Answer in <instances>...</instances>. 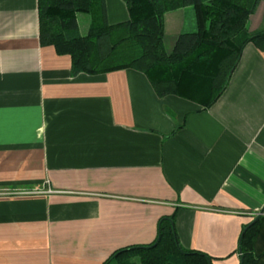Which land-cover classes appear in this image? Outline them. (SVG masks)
Here are the masks:
<instances>
[{
    "label": "crops",
    "instance_id": "1",
    "mask_svg": "<svg viewBox=\"0 0 264 264\" xmlns=\"http://www.w3.org/2000/svg\"><path fill=\"white\" fill-rule=\"evenodd\" d=\"M194 25L191 7L166 12L164 49ZM246 27H264V0ZM172 214L181 247L239 264L242 227L264 217V51L247 43L203 107L133 69L72 73L39 42L37 0H0V264H102ZM260 234L264 264V218Z\"/></svg>",
    "mask_w": 264,
    "mask_h": 264
},
{
    "label": "trees",
    "instance_id": "2",
    "mask_svg": "<svg viewBox=\"0 0 264 264\" xmlns=\"http://www.w3.org/2000/svg\"><path fill=\"white\" fill-rule=\"evenodd\" d=\"M261 0H122L127 19L108 23L104 0H37L38 38L71 58L72 73L115 69L143 73L158 96L168 94L209 106L223 91L247 43L264 51V27L248 31L246 22ZM191 7L194 30L180 32L172 49L163 46V15ZM77 13L89 16L80 34ZM242 227L239 264H258L256 240L261 215ZM241 230V231H242ZM102 264H212L201 251L180 246L174 215L159 218L157 235L146 245L115 250Z\"/></svg>",
    "mask_w": 264,
    "mask_h": 264
},
{
    "label": "rangeland",
    "instance_id": "3",
    "mask_svg": "<svg viewBox=\"0 0 264 264\" xmlns=\"http://www.w3.org/2000/svg\"><path fill=\"white\" fill-rule=\"evenodd\" d=\"M88 17L89 16L86 13H78V15H77V19H78V29L80 30L81 33H86L85 32L86 31L85 26L87 25L86 24V20L88 19ZM166 23H167L166 24V32H168L169 31V27H170V24L168 22V18L166 20ZM165 47H169V46H167L166 40H165ZM166 49H169V48H166Z\"/></svg>",
    "mask_w": 264,
    "mask_h": 264
},
{
    "label": "water",
    "instance_id": "4",
    "mask_svg": "<svg viewBox=\"0 0 264 264\" xmlns=\"http://www.w3.org/2000/svg\"><path fill=\"white\" fill-rule=\"evenodd\" d=\"M254 219H255V218H253V220H251V222H250V223H252V222L254 221ZM242 232H243V230L240 232V235L242 234Z\"/></svg>",
    "mask_w": 264,
    "mask_h": 264
}]
</instances>
